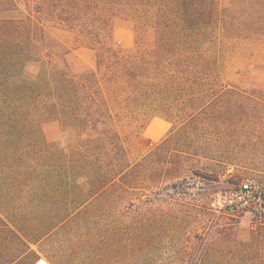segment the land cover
Returning <instances> with one entry per match:
<instances>
[{
	"label": "trees",
	"instance_id": "obj_1",
	"mask_svg": "<svg viewBox=\"0 0 264 264\" xmlns=\"http://www.w3.org/2000/svg\"><path fill=\"white\" fill-rule=\"evenodd\" d=\"M223 39H264V0H0V264H264V213L240 237L239 209L197 219L182 187L217 179L211 164L245 167L231 144L264 127L232 116L264 97L225 80ZM153 117L172 126L132 159L123 129Z\"/></svg>",
	"mask_w": 264,
	"mask_h": 264
},
{
	"label": "rangeland",
	"instance_id": "obj_2",
	"mask_svg": "<svg viewBox=\"0 0 264 264\" xmlns=\"http://www.w3.org/2000/svg\"><path fill=\"white\" fill-rule=\"evenodd\" d=\"M19 7L21 12H13L9 15H24L26 13L24 5L19 3ZM51 31L55 36L61 35L55 29ZM111 34L116 47L121 50L130 48L134 44V33L131 22L121 15L113 18ZM63 36L66 40H71L72 38V34H64ZM220 47V69L225 80L239 90L247 91L254 96L264 97V39H223ZM75 53L85 64L92 65L94 63L91 50L79 47ZM251 83H254V92L249 91V88L252 86ZM253 115H256L257 118L263 117L264 119V106L252 101L250 103L242 101L241 103L237 102L234 104L232 116L236 119H240L243 123L247 124L253 119ZM155 119L156 117H153L146 121L144 126L141 129H137L136 132L133 131V128L124 127L122 136L132 159L144 155L150 147L160 140H151L144 134L145 127L151 121L154 122ZM56 129V125H48L46 127V134L49 137H54L57 133ZM245 131L247 135H245V132L243 134L246 138L250 139L251 143L238 144V141L237 143L233 142L234 145H232L233 143L231 144V151L234 154L243 153L246 156L247 164L245 167L235 168L233 165L225 166L224 164L214 165L210 163L212 175L216 173L218 175L217 179L211 180L197 174H189V178L183 184L182 187L186 191L193 192L191 199H189V208L187 210L192 215H195L197 219L201 217L200 214L204 205L207 204V206H212L219 210L231 198L234 199V196L229 192V184L236 183L235 185H237L247 178H254L264 183V127L253 126L252 128H245ZM193 163L195 164L192 166L193 169L199 170V166L203 165L204 161L199 163L194 161ZM170 191L172 192V190ZM218 210H216L217 212L214 211L215 213L213 212L216 216L219 214ZM262 213H264V204L262 207L245 208L232 216V221L238 222L240 237L248 234L256 216ZM35 264L42 263L37 261Z\"/></svg>",
	"mask_w": 264,
	"mask_h": 264
},
{
	"label": "built area",
	"instance_id": "obj_3",
	"mask_svg": "<svg viewBox=\"0 0 264 264\" xmlns=\"http://www.w3.org/2000/svg\"><path fill=\"white\" fill-rule=\"evenodd\" d=\"M229 192L234 196V199L231 198L225 204L234 206L236 209L242 210L255 206L262 207L264 204V183L254 178L243 180L238 190H230Z\"/></svg>",
	"mask_w": 264,
	"mask_h": 264
},
{
	"label": "crops",
	"instance_id": "obj_4",
	"mask_svg": "<svg viewBox=\"0 0 264 264\" xmlns=\"http://www.w3.org/2000/svg\"><path fill=\"white\" fill-rule=\"evenodd\" d=\"M171 126L172 124L169 121L156 117L154 122L151 121L149 125L145 127L144 134L151 140L157 141L161 139L169 131ZM42 260H43L42 258L39 259V262Z\"/></svg>",
	"mask_w": 264,
	"mask_h": 264
},
{
	"label": "water",
	"instance_id": "obj_5",
	"mask_svg": "<svg viewBox=\"0 0 264 264\" xmlns=\"http://www.w3.org/2000/svg\"><path fill=\"white\" fill-rule=\"evenodd\" d=\"M34 264V263H33Z\"/></svg>",
	"mask_w": 264,
	"mask_h": 264
}]
</instances>
